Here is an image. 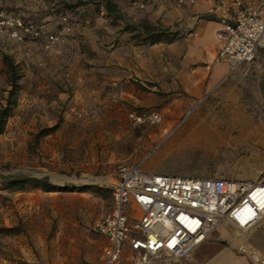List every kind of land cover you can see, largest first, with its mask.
Segmentation results:
<instances>
[{
  "label": "rangeland",
  "instance_id": "rangeland-1",
  "mask_svg": "<svg viewBox=\"0 0 264 264\" xmlns=\"http://www.w3.org/2000/svg\"><path fill=\"white\" fill-rule=\"evenodd\" d=\"M113 1L125 19L111 18L109 24L126 37L124 24H139L138 15L156 7V0L139 1L145 4L143 9L133 8L131 0ZM0 10L20 14L46 29L56 17L74 22L77 13H101L95 0H0ZM25 45L0 36V108L11 89L3 55L11 57L20 75L0 134V264H99L106 238L95 230V223L111 211L118 167L148 152L142 164L145 171L264 179V115H259L264 94L257 91L256 59L240 65L208 95L179 104L162 99L158 85L151 90L155 84L150 81L138 83L143 99L124 100L119 84L109 80L104 96L111 103L104 107L94 97L71 101L76 85L66 68L74 51L54 65L46 55V63L39 66L32 57H41L43 46L38 43L40 49L35 51ZM30 49L35 53L31 55ZM51 66L59 67L52 73ZM112 89L117 95H109ZM130 110H158L164 118L158 124L134 125L128 118ZM186 110L191 113L181 118L179 113ZM18 176L47 178L54 191L33 184L9 186L10 179ZM128 210L136 211L132 202ZM221 228L226 233L220 241L236 246V229L227 221L210 236L219 235ZM248 236L264 249L258 231Z\"/></svg>",
  "mask_w": 264,
  "mask_h": 264
},
{
  "label": "built area",
  "instance_id": "built-area-1",
  "mask_svg": "<svg viewBox=\"0 0 264 264\" xmlns=\"http://www.w3.org/2000/svg\"><path fill=\"white\" fill-rule=\"evenodd\" d=\"M198 1L176 0L180 5ZM211 1L206 12L220 23L223 40L215 62L228 63L230 72H234L258 57L264 42V0ZM132 6L145 8L138 1ZM71 29L68 24L65 34L49 31L32 19L0 10V36L16 43L36 41L50 53L61 52ZM190 113L187 111L184 117ZM128 118L134 125H153L163 120L158 110H130ZM149 154L118 167L111 211L95 223V230L106 238L99 264H182L224 221L236 229V252L251 264H264V249L248 236L264 224V179L145 171L142 164ZM131 202L136 211L128 210Z\"/></svg>",
  "mask_w": 264,
  "mask_h": 264
},
{
  "label": "crops",
  "instance_id": "crops-1",
  "mask_svg": "<svg viewBox=\"0 0 264 264\" xmlns=\"http://www.w3.org/2000/svg\"><path fill=\"white\" fill-rule=\"evenodd\" d=\"M134 1L137 0L130 1L131 6ZM155 4V8L150 6L142 15H138L140 18L138 22L147 21L178 30L180 37L173 42L150 43L147 39L138 41L129 37L132 34L130 32L127 33V37L125 34L120 35L118 27L113 28L109 24L110 15L101 7V13L89 11L77 13L78 21L67 22L68 20L64 21L66 17H56L55 22L47 24V30L64 34L65 25H71L72 29L67 41L61 45L59 54L47 53L43 49L39 54L42 59L38 56L32 57L33 64L44 65L48 55V61L54 65L71 50L74 51L72 62L68 63L66 70L76 85V90L72 91L71 96V101L75 103L86 97H90L89 99L94 97L96 103H102L106 107V104L111 103L109 97L104 96L109 80L111 83L119 84L120 98L124 97V100L130 102L143 99L145 93L140 90L138 83L144 85V81L155 84L151 90L158 85L156 90H160L162 99L171 98L178 104L183 101H195L203 95H208L215 84L233 74L228 63L215 62V56L223 40L220 23L206 12L212 1L199 0L194 5H180L176 0H156ZM131 12L136 19L134 10ZM27 43L25 46L35 48V51L40 49L36 41ZM34 53L30 49V54ZM254 64L258 68L257 91L262 95L264 44L259 48ZM58 67L51 66L52 73H55ZM109 73L111 76H107ZM114 94L117 95L112 89L109 95ZM60 95L66 96L63 92ZM141 102L144 104L145 101ZM259 110V115H264V107ZM187 111L189 110L183 114L179 113V116L183 118ZM167 121H172L171 117ZM261 225L251 231H258L260 237L264 238V229H258ZM225 233L226 229L221 228L219 235L209 236L194 251L193 260L187 264H251L246 257L236 252L235 246L220 241L223 240L222 235Z\"/></svg>",
  "mask_w": 264,
  "mask_h": 264
},
{
  "label": "trees",
  "instance_id": "trees-1",
  "mask_svg": "<svg viewBox=\"0 0 264 264\" xmlns=\"http://www.w3.org/2000/svg\"><path fill=\"white\" fill-rule=\"evenodd\" d=\"M95 4L98 10L99 8L103 7L108 15H110V18H113L114 20L125 19L117 3L113 0H95ZM122 30L131 32L134 38H145L150 43H170L180 37L178 30H172L160 24H153L147 21H142L139 24L127 22L124 24ZM3 60L6 62L9 68V81L11 89L9 90V95L6 100L7 103L0 108V134L3 132V127L11 109L12 102L10 98L18 89L17 81L20 76L18 74L17 65L14 64L10 56L3 55ZM27 184H33L35 187H40L45 191H54L53 185L49 183L47 178L38 179L18 176L11 178L9 181V186L17 188H23Z\"/></svg>",
  "mask_w": 264,
  "mask_h": 264
}]
</instances>
